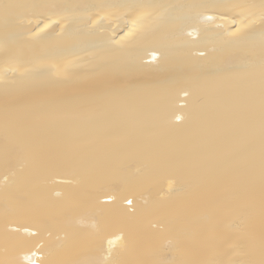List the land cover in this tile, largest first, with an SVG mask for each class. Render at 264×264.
Listing matches in <instances>:
<instances>
[{
    "label": "bare ground",
    "instance_id": "6f19581e",
    "mask_svg": "<svg viewBox=\"0 0 264 264\" xmlns=\"http://www.w3.org/2000/svg\"><path fill=\"white\" fill-rule=\"evenodd\" d=\"M0 264H264V0H0Z\"/></svg>",
    "mask_w": 264,
    "mask_h": 264
}]
</instances>
